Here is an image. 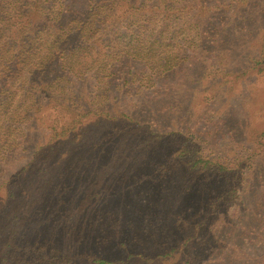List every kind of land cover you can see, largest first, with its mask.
Returning a JSON list of instances; mask_svg holds the SVG:
<instances>
[{
    "label": "rangeland",
    "instance_id": "rangeland-1",
    "mask_svg": "<svg viewBox=\"0 0 264 264\" xmlns=\"http://www.w3.org/2000/svg\"><path fill=\"white\" fill-rule=\"evenodd\" d=\"M99 1L62 0L64 14ZM169 1L193 7L173 25L183 51L165 93L98 82L89 96H117L111 117L89 114L54 155L39 130L42 147L0 167V264H264V0Z\"/></svg>",
    "mask_w": 264,
    "mask_h": 264
},
{
    "label": "trees",
    "instance_id": "trees-1",
    "mask_svg": "<svg viewBox=\"0 0 264 264\" xmlns=\"http://www.w3.org/2000/svg\"><path fill=\"white\" fill-rule=\"evenodd\" d=\"M118 6L123 7L118 10ZM200 6L203 18L202 11L207 15L209 7ZM63 7L67 8L62 0H0V167L11 158L15 160L17 145L33 142L36 150L42 147L39 130L54 155L56 140L69 136L89 114L111 117L106 103L118 106L117 96L101 94L105 104L95 103L89 96V87L98 82L105 92L116 83L119 93H127L126 98L132 97L133 91L142 94L150 88L165 93L169 89L166 78L175 72L180 59L173 61L183 51L173 25L185 16V8L193 6L185 3L177 7L169 0L147 4L146 0L136 4L100 0L95 5L97 11L88 16L87 9L75 16L65 15ZM176 10L179 14H174ZM201 18L193 14V25L200 27ZM199 36L202 45L201 32ZM259 53L254 68L261 72L264 43ZM46 119L50 124L45 127ZM33 155L34 151L28 152L26 159ZM201 162L199 158L193 165ZM37 260L26 259L24 264H36ZM74 261L109 262L90 252L79 254Z\"/></svg>",
    "mask_w": 264,
    "mask_h": 264
}]
</instances>
